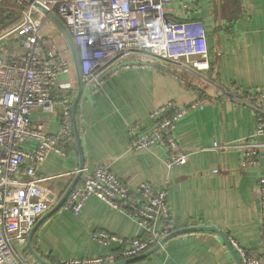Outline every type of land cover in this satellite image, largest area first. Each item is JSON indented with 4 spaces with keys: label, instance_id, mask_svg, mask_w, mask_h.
<instances>
[{
    "label": "crops",
    "instance_id": "1",
    "mask_svg": "<svg viewBox=\"0 0 264 264\" xmlns=\"http://www.w3.org/2000/svg\"><path fill=\"white\" fill-rule=\"evenodd\" d=\"M2 8L11 17L5 25L19 19L15 6ZM168 14L188 37L174 47L206 49L209 69L200 71L181 57L159 67L121 71L96 95L87 90L79 104L85 169L92 173L98 164L106 163L132 189L142 183L158 189L167 186L175 230L217 228L264 262L258 183L264 175V135L258 138L263 146L255 165L244 163L235 147L226 151L213 148L215 143L234 145L251 138L257 116L264 113V103L261 108L254 107L239 93L264 91V0H175ZM73 80L76 84V74ZM202 99L204 106L181 119L176 129L188 163L170 166L162 149L130 148V127L136 123L143 128L152 126L154 109L168 101L181 106ZM32 120L44 121L50 133L61 127L58 113L35 109ZM23 146L34 149L32 142ZM62 146L65 156L51 152L37 166L45 197L54 205L69 187L80 162L75 136L74 142ZM97 230L125 239L147 236L127 212L93 196L80 215L62 207L40 225L36 231L38 254L52 264H62V260L103 256L120 248L116 242L103 245L96 241L93 232ZM126 264L238 262L220 234L196 231L173 237L148 257Z\"/></svg>",
    "mask_w": 264,
    "mask_h": 264
},
{
    "label": "built area",
    "instance_id": "2",
    "mask_svg": "<svg viewBox=\"0 0 264 264\" xmlns=\"http://www.w3.org/2000/svg\"><path fill=\"white\" fill-rule=\"evenodd\" d=\"M4 1L0 0V4ZM174 1L14 0L19 22L0 31V264H41L26 254L29 235L54 203L45 197L37 166L51 152L65 156L62 145L74 142L72 104L77 87L71 82L76 74L71 50L56 24L35 3L55 13L66 25L80 54L84 93L88 90L96 95L121 71L140 67L131 59L139 53L168 62L186 57L194 68L209 69L206 49L173 48L176 43L188 40L183 35L185 29L168 14ZM65 76L70 81L64 82ZM239 93L248 101L264 103L263 90ZM205 102L202 99L180 106L168 101L157 107L150 114L152 126L143 128L136 123L130 127V148L134 151L159 148L166 153L168 165H185L189 157L176 136L177 125ZM35 109L58 113L60 129L50 133L44 121L32 120ZM262 135L264 113L257 116L251 138L234 145L215 143L213 148L226 151L235 147L244 163L255 165L263 146L258 140ZM26 142H32L34 149L22 147ZM77 171L78 168L73 176ZM258 183L264 237V175H260ZM168 194L167 186L158 189L148 183L132 189L106 163L98 164L92 173L84 168L63 207L78 216L86 202L95 196L131 215L147 236L125 239L97 230L93 232L96 241L103 245L116 242L120 248L103 256L62 260V264H109L151 249L175 230ZM231 243L243 264H264L259 258L249 257L234 240Z\"/></svg>",
    "mask_w": 264,
    "mask_h": 264
},
{
    "label": "water",
    "instance_id": "3",
    "mask_svg": "<svg viewBox=\"0 0 264 264\" xmlns=\"http://www.w3.org/2000/svg\"><path fill=\"white\" fill-rule=\"evenodd\" d=\"M35 7L37 9H39L41 12H43L44 14L48 15V17L56 24V26L58 27V29L61 31V33L64 35L68 46L71 50V54H72V58L74 61V66H75V71H76V76H77V88H76V93H75V97L73 100V104H72V121H73V131H74V136H75V140L77 143V148H78V154H79V168L77 173L74 175L72 181L70 182L69 187L66 189V191L64 192V194L62 195V197L59 199V201L52 207V209L46 213L44 216H42L34 225L30 235H29V242H28V247L31 251V254L34 258L37 259V261L41 264H52L50 263L48 260L45 259L44 256L39 255L36 251L35 248L33 246V238L35 236L36 231L38 230V228L40 227V225L50 216H52L54 213L58 212L64 205L66 199L68 198L70 192L73 190V188L76 186V184L79 182L81 175L84 171L85 168V154L83 151V145H82V140H81V132H80V128H79V124H78V119H77V108L81 102L82 96L84 94V87H85V81L83 78V70H82V65H81V59H80V54L79 51L74 43V40L69 32V30L67 29L66 25L63 23V21L53 12H49L45 7H43L41 4L39 3H35ZM254 107H262L261 103H254L252 104ZM196 231H213L216 232L218 234L221 235V237L224 239L225 243L227 244V246L229 247L231 253L233 254V256L235 257V259L237 260L238 264H243V261L239 255V253L237 252V250L235 249V247L232 245L231 241L229 240V238L219 229L211 227V226H194V227H186L183 229H178L173 231L172 233H170L168 236H166L164 239L161 240L160 243L156 244L154 247H152L151 249L147 250L146 252L130 258V259H126L123 261H118V262H114V263H109V264H126V263H130L139 259H143L148 257L149 255H151L152 253H154L156 250H158L163 244H165L169 239L176 237L180 234L186 233V232H196Z\"/></svg>",
    "mask_w": 264,
    "mask_h": 264
},
{
    "label": "rangeland",
    "instance_id": "4",
    "mask_svg": "<svg viewBox=\"0 0 264 264\" xmlns=\"http://www.w3.org/2000/svg\"><path fill=\"white\" fill-rule=\"evenodd\" d=\"M2 5H6V6H10V7L15 6L13 0H6L4 3L0 4V30L3 29L2 27L5 26L6 21H11V17L6 16V14L4 12V8H2ZM3 7H5V6H3ZM15 9L13 11H15V13H17V11ZM16 18H18V13L16 14ZM131 59L133 62L138 64L140 67L142 65H147L148 67L152 68V67H157V66L159 67L161 64L164 65L165 63H169L168 61L159 59L155 56H152V55H149L146 53H139V54L132 55ZM166 68H168V66ZM62 80L64 82L70 81L69 77H67V76L63 77ZM74 81L75 80H73V83H72L73 86H75L77 84V81H76V84ZM263 110H264V108H263ZM22 147H24L23 144H22Z\"/></svg>",
    "mask_w": 264,
    "mask_h": 264
},
{
    "label": "trees",
    "instance_id": "5",
    "mask_svg": "<svg viewBox=\"0 0 264 264\" xmlns=\"http://www.w3.org/2000/svg\"><path fill=\"white\" fill-rule=\"evenodd\" d=\"M17 22H19V19H17V20L14 21L13 23H10V24H8V25H5V28H4V29H7V28L13 26V25L16 24ZM2 30H3V29H2ZM0 31H1V30H0ZM175 45H177V44H175ZM173 48H174L175 50H186V49H187V47L184 46V45H178V46H175V47H173ZM77 119H78V124H79V128H80L81 126H80V107H79V106H78V108H77ZM36 239H37V232L35 233V236H34V238H33V246H34V248H35V251H36L37 253H40L39 250H38V247H37ZM26 254H27V256H31V255H32V254H31V251H30L29 248H28ZM247 255H248L249 257L258 258V257L252 256V255H249L248 253H247ZM259 259H261V258H259ZM47 260H48V259H47ZM49 260H50V259H49ZM49 260H48V261H49ZM261 260H262V259H261ZM262 261H263V260H262Z\"/></svg>",
    "mask_w": 264,
    "mask_h": 264
}]
</instances>
